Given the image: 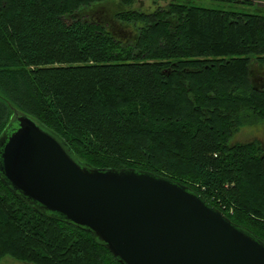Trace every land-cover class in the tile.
I'll return each instance as SVG.
<instances>
[{"label": "trees", "instance_id": "obj_1", "mask_svg": "<svg viewBox=\"0 0 264 264\" xmlns=\"http://www.w3.org/2000/svg\"><path fill=\"white\" fill-rule=\"evenodd\" d=\"M93 2L103 0H0V135L22 110L82 161L168 176L264 239V148L229 144L264 121V87L250 77L252 59L264 65V14L192 0L126 9L118 18L137 33L124 43L79 16ZM6 254L122 264L91 232L40 212L0 177V259Z\"/></svg>", "mask_w": 264, "mask_h": 264}, {"label": "water", "instance_id": "obj_2", "mask_svg": "<svg viewBox=\"0 0 264 264\" xmlns=\"http://www.w3.org/2000/svg\"><path fill=\"white\" fill-rule=\"evenodd\" d=\"M0 177L40 212L91 232L122 264H264V239L199 192L132 167H98L14 109L0 135Z\"/></svg>", "mask_w": 264, "mask_h": 264}, {"label": "rangeland", "instance_id": "obj_3", "mask_svg": "<svg viewBox=\"0 0 264 264\" xmlns=\"http://www.w3.org/2000/svg\"><path fill=\"white\" fill-rule=\"evenodd\" d=\"M172 0H103V2H93L88 7H83L79 16L85 20H97L107 27L117 39L124 43H132L136 36V29L126 23L117 13L123 10L137 9L143 11H153L158 7L167 6ZM253 3L242 0H192L196 4L208 8L222 10H233L246 13L264 14V0H251ZM127 47V44L123 45ZM129 48H127L128 50ZM115 53L125 52L126 54L137 53V49L126 48L115 45L112 49ZM250 77L256 87H264V65L260 64L257 59H252L250 68ZM259 141L264 148V121L254 124L245 125L235 131L229 139V144L247 143ZM0 264H32L17 259L16 257L6 254L0 259Z\"/></svg>", "mask_w": 264, "mask_h": 264}]
</instances>
